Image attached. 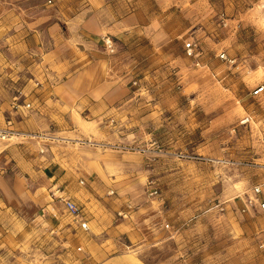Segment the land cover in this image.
<instances>
[{"label": "rangeland", "instance_id": "1", "mask_svg": "<svg viewBox=\"0 0 264 264\" xmlns=\"http://www.w3.org/2000/svg\"><path fill=\"white\" fill-rule=\"evenodd\" d=\"M100 1L90 52L114 102L62 100L32 40L46 17L80 30L89 0H0V121L26 135L0 141V264H264V0ZM70 113L95 114L85 134L59 133ZM70 174L92 232L58 199Z\"/></svg>", "mask_w": 264, "mask_h": 264}, {"label": "crops", "instance_id": "2", "mask_svg": "<svg viewBox=\"0 0 264 264\" xmlns=\"http://www.w3.org/2000/svg\"><path fill=\"white\" fill-rule=\"evenodd\" d=\"M100 3V0H89L86 9L78 13L72 19L71 23L81 25V29L76 30L77 32L75 33H69L67 29L60 32L56 26L58 22L56 18H43V21L48 22V24L42 29H34L39 23L37 21L30 25L34 31L36 30V34L33 35L32 40L38 43L42 37L46 36L45 38L50 41L48 43L50 44L49 48L44 51L45 64L48 65L49 68V85L54 87V90L52 89L53 93L56 91L61 94L62 100L74 102L79 99L85 101L89 99H106L108 102H114L118 95L122 94L120 86H117L114 81L106 79L103 77V74H101L102 72L106 74L108 70L107 65L104 63L102 65H97L95 60L91 59L94 55L90 52V49H93L92 47L94 46L92 43L93 36L96 35L94 33L100 34L102 32L100 27L98 29L94 27V24H97L99 18V9L102 5ZM131 19V17L126 18L122 24H131ZM43 48V46L41 47L35 44L34 47H31L30 51L36 55L43 52ZM106 86L112 87V91L107 90L104 92L103 88ZM115 86L116 89H114ZM123 95H125V92H123ZM92 115L95 114L70 113L56 116L61 119L66 118V123H64L65 126L59 128V133L67 134L72 137L85 134L83 128L87 129L89 127L88 124H91L93 119ZM23 124V122H20V125ZM6 126V124L3 125L2 121H0V128ZM77 176L79 175L70 174V185L65 191L58 190L57 193L60 194L59 197H64L63 195H66L65 197H70L80 207L82 203L88 205L87 208H89V210H83L85 216L87 214L85 220L88 223V231L81 229L78 224H76V228L80 232H92L97 223L95 219L96 213L91 209L92 206L95 208V199L92 195H87L88 192L84 189L77 186ZM108 200L110 201L111 199ZM91 211H93V213ZM102 214L104 213H101V215ZM106 217L108 218L109 216L106 214ZM99 261L100 264H143L141 261L126 256H102Z\"/></svg>", "mask_w": 264, "mask_h": 264}, {"label": "built area", "instance_id": "3", "mask_svg": "<svg viewBox=\"0 0 264 264\" xmlns=\"http://www.w3.org/2000/svg\"><path fill=\"white\" fill-rule=\"evenodd\" d=\"M105 48L109 50L111 53L114 52V41L111 38H104L103 39ZM185 51L187 52V55L189 57H196V51H197V44L194 42V40L188 42L185 44L184 47ZM223 59H226L225 56H222ZM264 94V85H260L256 87L253 92L252 96L254 98H260ZM250 122V118L247 117L244 123ZM26 137L25 134H21L19 131L12 128L11 122H8V125L6 127L0 128V141H11L12 139H18V138H24ZM28 137V136H27ZM36 138V137H35ZM79 144L86 145L87 143L84 141H80ZM92 144V143H89ZM81 185H85L84 181L80 182ZM262 192L261 188H255L254 193L256 195H259ZM113 192L110 193L112 195ZM158 191L156 189L153 190L152 194L153 196L157 195ZM60 202L63 204L65 211L67 214L78 224L80 225V228L84 231H88V223L85 220V214L82 209L75 201H73L70 197H59L58 198ZM256 202L251 199L248 202V206H253ZM260 208L262 212L264 213V202L260 203ZM246 210H244L245 212ZM122 215V214H120ZM168 228V227H167Z\"/></svg>", "mask_w": 264, "mask_h": 264}]
</instances>
